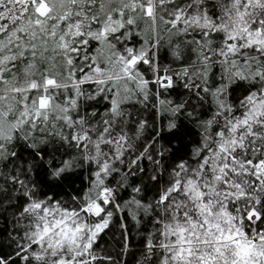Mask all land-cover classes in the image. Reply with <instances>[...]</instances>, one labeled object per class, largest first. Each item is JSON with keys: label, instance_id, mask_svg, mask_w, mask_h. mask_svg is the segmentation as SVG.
<instances>
[{"label": "snow or ice", "instance_id": "6c2138e0", "mask_svg": "<svg viewBox=\"0 0 264 264\" xmlns=\"http://www.w3.org/2000/svg\"><path fill=\"white\" fill-rule=\"evenodd\" d=\"M0 264H264V0H0Z\"/></svg>", "mask_w": 264, "mask_h": 264}]
</instances>
